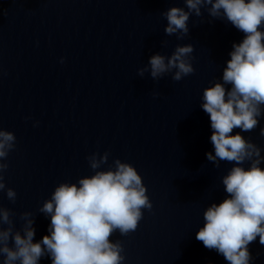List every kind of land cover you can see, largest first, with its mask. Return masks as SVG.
<instances>
[{
	"label": "clouds",
	"instance_id": "1",
	"mask_svg": "<svg viewBox=\"0 0 264 264\" xmlns=\"http://www.w3.org/2000/svg\"><path fill=\"white\" fill-rule=\"evenodd\" d=\"M183 7H171L161 15L167 25L164 33L178 40L189 34V19L202 17V8L214 19H226L244 34L234 43L230 60L223 70L222 82L203 90L202 109L210 116L211 143L215 154L207 160L220 166V161L233 163L222 184L226 198L212 203L203 212L204 225L196 234L209 250H216L229 264H249L248 246L259 237L264 245V157L261 148L234 129L252 132L264 114V0H183ZM200 22H203L201 20ZM168 41H161L167 47ZM194 46L177 45L170 56L152 55L145 67L137 70L139 77L150 73L159 80L172 73L173 81H181L194 73L191 59ZM63 63V59H61ZM173 70H175L173 72ZM230 86V87H226ZM264 136V128L260 130ZM14 133L0 128V193L6 191L15 203L17 193L6 186L5 162L15 149ZM109 152L92 153L87 157L94 174L76 183L62 182L50 199L44 201L39 213L50 217L48 235L34 241L35 216L23 212L20 229L14 213L0 205V260L2 264H40L44 257L51 264H123L125 256L121 241L111 237L119 232L127 236L135 232L143 219V210L153 205L147 188L136 168L120 159L102 170ZM249 163L246 169L242 165Z\"/></svg>",
	"mask_w": 264,
	"mask_h": 264
}]
</instances>
